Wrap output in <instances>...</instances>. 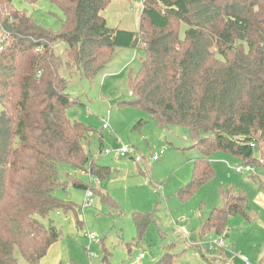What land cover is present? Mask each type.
Returning <instances> with one entry per match:
<instances>
[{
  "label": "trees",
  "instance_id": "16d2710c",
  "mask_svg": "<svg viewBox=\"0 0 264 264\" xmlns=\"http://www.w3.org/2000/svg\"><path fill=\"white\" fill-rule=\"evenodd\" d=\"M48 1L64 14L58 31L37 23L16 0H0V264H20V257L40 264L48 255L61 230L37 216L61 209L82 224V204L58 198L59 187L92 188L116 205L93 185L91 176L105 180L113 168L89 153L94 129L69 117L79 99L67 90L70 76L92 81L125 48L144 53L129 75L132 97L120 102L147 113L135 127L185 126L201 153L176 196L188 200L215 178L217 152L260 167L253 177L264 190V161L254 156L264 139V0H142L137 30L108 24L102 12L115 0ZM61 42L65 57L56 50ZM63 164L72 168L65 178ZM220 193L222 204L201 222V237L228 235L230 217L248 218L244 190L221 186ZM132 216L139 242L155 213ZM102 252L103 262L112 264L104 247ZM172 263L166 252L154 264Z\"/></svg>",
  "mask_w": 264,
  "mask_h": 264
},
{
  "label": "rangeland",
  "instance_id": "374dc122",
  "mask_svg": "<svg viewBox=\"0 0 264 264\" xmlns=\"http://www.w3.org/2000/svg\"><path fill=\"white\" fill-rule=\"evenodd\" d=\"M15 3L20 8L28 9L40 25L54 31L61 28L64 14L48 0L36 4L16 0ZM122 3L126 6L123 1H112L102 15L107 21L110 17L111 23H117V26L137 30L141 0H132L124 13L115 9ZM111 14L116 15V19ZM185 29L183 26L182 37ZM65 48V43H59L57 53L65 57ZM143 56L140 48H125L119 50L112 58L114 60L111 59L92 81L81 79L77 73L70 77L67 75V91L79 99L68 109V115L72 120L93 127L87 149L92 156H101L100 163L113 168L107 179L93 181V185L111 196L116 205L94 193L93 205L79 212L78 218L82 224L78 223L73 212L61 209L53 211L46 218L37 216L46 226L52 223L61 230V237L54 244L48 260L55 252L59 256L56 264H107L103 262L104 247L112 264H154L166 252H170L172 264H207L203 256L214 264H246L244 256L248 258V264H264V206L254 200L258 191L264 190L259 189V179L253 177L261 168L254 166V171L237 172L236 166L243 162L228 153L217 152L212 157L215 178L188 200L182 201L176 196L177 188L191 178L194 166L192 158L200 157L201 153L187 127L178 125L161 130L149 122L138 129L136 123L148 117L147 113L136 107L120 106L121 101L132 97L129 75L137 72ZM109 108L113 111L109 118L110 127L103 129L101 118L107 115ZM124 144L134 145L139 150L145 166L139 168L135 159L131 158L134 157L132 154L117 160L103 153L105 148ZM161 150H165L162 159L153 161L152 157ZM254 156L264 161V139L254 147ZM145 167L147 170H143ZM71 171L69 165L63 164L62 178ZM221 186L246 192L249 197L248 218L243 214L230 217L228 235L212 232L201 237L198 230L211 206L222 204ZM85 192L84 189L68 186L67 189H56L55 195L62 200L82 204ZM135 211L155 213V221L139 242L134 240L136 232L132 214ZM183 226L188 229V234L182 231ZM90 233L103 239L102 242H90ZM221 239L224 247H209L210 241ZM141 254L144 256L137 262L136 257ZM19 263L30 264L22 257Z\"/></svg>",
  "mask_w": 264,
  "mask_h": 264
},
{
  "label": "built area",
  "instance_id": "2783aa9c",
  "mask_svg": "<svg viewBox=\"0 0 264 264\" xmlns=\"http://www.w3.org/2000/svg\"><path fill=\"white\" fill-rule=\"evenodd\" d=\"M110 113H111V108L108 109L107 111V115L105 117H102V122H103V129H108L110 127V123H109V117H110ZM254 146V144H252ZM103 153L105 155H111L113 156L115 159H120L124 156H126L127 154H132L134 155V159L137 163H141L144 161V157L140 154L139 150L134 146V145H130V144H124V145H120L118 147H112V148H105ZM165 153V150H161L159 152V154H155L153 157H152V160L153 161H159L161 159V156ZM236 171L237 172H251V171H254V167L251 165V164H240V165H237L236 166ZM82 174H88L90 175L87 171L85 172L84 170L81 171ZM91 176V175H90ZM91 180L92 182L93 181H99V179L96 177V176H91ZM94 203V192H93V189L92 188H89L86 190L85 192V198H84V201L82 203V208H86V207H90L92 206ZM183 232L185 234H188L189 232L183 227ZM89 237V241L92 242V241H101V239H99L97 237L96 234L94 233H90L88 235ZM211 244H210V248H213L215 246H218V247H224L225 244H224V241L221 239V240H216V241H210ZM144 255L141 254L140 256H137L136 257V261L139 262L141 260V258L143 257ZM243 260L246 262V264H248V258L246 256L243 257Z\"/></svg>",
  "mask_w": 264,
  "mask_h": 264
},
{
  "label": "crops",
  "instance_id": "0c3cea01",
  "mask_svg": "<svg viewBox=\"0 0 264 264\" xmlns=\"http://www.w3.org/2000/svg\"><path fill=\"white\" fill-rule=\"evenodd\" d=\"M120 1H123V2H125V5L126 6H124V4L122 5H118L115 9H117V10H122L123 11V13L125 12V10L128 8V4L129 3H131V1H125V0H120ZM112 4V3H111ZM109 8V7H108ZM141 8L143 9V4H142V0H141ZM142 9H141V11H142ZM140 14H141V12H140ZM113 19H116V15H113V14H111L110 15ZM121 16H123V14H121ZM140 16V15H139ZM109 18V22L110 23H108V24H110V26H112V27H118V28H123V29H125V27H123V26H117V23L115 24H113V23H111V21H110V17H108ZM116 22V21H115ZM118 22V21H117ZM130 23V22H129ZM112 60H114V59H112ZM111 111H112V109H111ZM113 112V111H112ZM112 112L110 113V114H112ZM110 118V117H109ZM92 133V132H91ZM103 137V136H102ZM165 154V153H164ZM105 155V154H104ZM96 158V157H95ZM100 158H101V156L100 157H98V158H96V159H98V160H100ZM131 158H133V157H131ZM195 159L197 158V157H194ZM194 158H192L193 160H195ZM121 159V158H120ZM120 159H117V160H120ZM134 159V158H133ZM161 159H162V156H161ZM143 162H145V161H143ZM102 164V163H101ZM142 162L141 163H137V166L139 167V168H141L142 166H145L144 164H142ZM143 170H147V168L145 167ZM256 202H258L259 204H261V205H263L264 206V191H262V190H259L258 191V193L256 194V196H255V199H254ZM249 204V203H248ZM216 205H214V206H211V208H210V211H211V209L213 208V207H215ZM210 211H209V213H210ZM136 212V211H135ZM209 215V214H208ZM207 218V217H206ZM187 231H188V229L185 227V226H183ZM182 227V228H183ZM182 231H183V229H182ZM229 234V233H228ZM54 246V245H53ZM53 246L51 247V249H50V251H49V253H48V255L41 261V263L40 264H50V263H52V264H56V262H57V260H58V253L57 254H55V252H53L52 253V257H51V259L50 260H48V257H49V255H50V253H51V251H52V248H53Z\"/></svg>",
  "mask_w": 264,
  "mask_h": 264
}]
</instances>
